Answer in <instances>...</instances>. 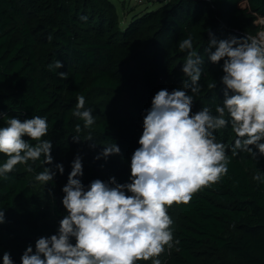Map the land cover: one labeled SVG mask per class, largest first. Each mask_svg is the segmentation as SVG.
Returning a JSON list of instances; mask_svg holds the SVG:
<instances>
[{
  "label": "trees",
  "instance_id": "obj_1",
  "mask_svg": "<svg viewBox=\"0 0 264 264\" xmlns=\"http://www.w3.org/2000/svg\"><path fill=\"white\" fill-rule=\"evenodd\" d=\"M158 1L163 5L133 15L122 28L112 0H0V122L46 116L45 138L52 142L53 157L52 164L41 156L28 162L32 171L17 164L7 177H0V208L5 211L0 258L8 251L20 264L28 245L34 249L36 239L57 231L66 215L62 188L76 155L82 158L79 178L85 186L111 176L129 182L128 168L140 146L152 97L162 88L181 87L186 78L181 70L186 51L179 50L178 41L188 35L204 57L202 88L194 96L192 112L207 105L215 113L216 104L222 103L223 61L213 64L204 52L209 31L217 39H244L240 32L254 28L250 15L264 17V0ZM57 59L63 66L49 68ZM60 71L66 76L60 77ZM213 80L216 87H207ZM93 92L114 100L115 108L94 128L103 145L114 141L120 147L119 154H112L118 169L103 157L95 159L98 152L85 133L92 125L84 127L73 114L77 97ZM225 117L230 119L227 113ZM215 136L225 146L227 171L192 192L187 202L165 204L169 227L176 229L168 264H197L205 249L229 256L232 264H264V182L254 179L258 172L264 174V155L235 148L231 124L216 130ZM5 159L0 153V162ZM56 163L63 164L62 174L56 170L46 185L35 180L44 167L55 170Z\"/></svg>",
  "mask_w": 264,
  "mask_h": 264
},
{
  "label": "clouds",
  "instance_id": "obj_2",
  "mask_svg": "<svg viewBox=\"0 0 264 264\" xmlns=\"http://www.w3.org/2000/svg\"><path fill=\"white\" fill-rule=\"evenodd\" d=\"M209 37L204 49L208 60L213 64L223 61V100L216 104L215 113L207 105L192 112L194 96L202 88L204 57L188 35L178 41L179 50L186 51L181 64L186 78L181 87L162 88L152 97L143 117L140 146L131 157L129 182L119 183L111 176L93 179L85 186L79 178L82 158L76 155L62 188L66 215L54 234L36 239L34 249L31 244L26 247L20 264H134L150 257L152 264H161L158 256L173 240L165 204L187 202L192 192L227 171L225 146L216 139L215 131L231 124L235 148L264 155V33L245 39H217L209 31ZM62 66L57 59L48 67ZM57 74L66 76L62 71ZM207 87L215 88L216 82ZM73 114L82 119L84 127L94 124L84 95L77 97ZM48 131L46 116L8 117L0 126V153L6 155L0 162V177H7L17 164H26L32 171L28 162L41 156L45 164H52V142L45 138ZM73 138L81 140L77 135ZM120 151L112 141L95 159H107ZM54 167H44L35 180L43 185L52 182L56 170L64 172L62 163ZM254 179L264 182V174L258 172ZM4 220L5 211L0 208V223ZM0 264H15L10 252L3 253Z\"/></svg>",
  "mask_w": 264,
  "mask_h": 264
},
{
  "label": "rangeland",
  "instance_id": "obj_3",
  "mask_svg": "<svg viewBox=\"0 0 264 264\" xmlns=\"http://www.w3.org/2000/svg\"><path fill=\"white\" fill-rule=\"evenodd\" d=\"M116 6L117 14H118V23L119 25L125 27L128 22L132 19L133 15L142 12L144 10H156L163 3H160L158 0H112ZM252 19L253 30H246L245 32H240L244 35L245 38L251 37H259L261 33H264V17L259 15L252 14L250 15ZM244 38V39H245ZM113 97L109 94H103L99 92L90 93L85 97V107L90 108L92 110V114L95 117L94 124L91 128L86 130V135L88 138H91L90 142L95 151L98 153L102 151L103 144L95 136V125L96 122L101 119L108 111H111L115 108V104L113 102ZM6 119L0 122V126H4L6 124ZM95 142V146L93 143ZM106 163L109 167L118 169L120 166L119 161L113 155L108 156L106 159ZM129 172L130 169L128 168ZM177 225V224H176ZM176 232L175 225L173 226L172 234L173 240L171 246L165 245L164 250L159 254L158 258L161 260V264H168L169 259L175 248V235ZM231 232H234L233 228H231ZM142 260L137 259L134 261V264H142ZM149 260H152L150 257ZM147 261V260H145ZM233 259L229 256L218 252L213 251L211 249H205L201 251V256L197 264H232ZM241 264V263H238Z\"/></svg>",
  "mask_w": 264,
  "mask_h": 264
}]
</instances>
